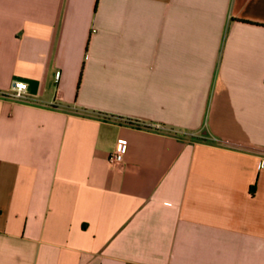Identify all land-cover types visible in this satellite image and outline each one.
<instances>
[{
  "label": "crops",
  "instance_id": "obj_1",
  "mask_svg": "<svg viewBox=\"0 0 264 264\" xmlns=\"http://www.w3.org/2000/svg\"><path fill=\"white\" fill-rule=\"evenodd\" d=\"M262 158L264 0H0V264H264Z\"/></svg>",
  "mask_w": 264,
  "mask_h": 264
},
{
  "label": "built area",
  "instance_id": "obj_2",
  "mask_svg": "<svg viewBox=\"0 0 264 264\" xmlns=\"http://www.w3.org/2000/svg\"><path fill=\"white\" fill-rule=\"evenodd\" d=\"M60 71L57 72V79H59ZM28 84L24 80H15L11 86L8 95L15 100H26ZM157 127H160L157 125ZM129 142L125 138L117 140L115 149L109 155V162L113 165L123 164L125 155L128 151ZM261 166L264 167V158L261 159Z\"/></svg>",
  "mask_w": 264,
  "mask_h": 264
}]
</instances>
